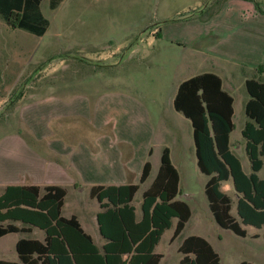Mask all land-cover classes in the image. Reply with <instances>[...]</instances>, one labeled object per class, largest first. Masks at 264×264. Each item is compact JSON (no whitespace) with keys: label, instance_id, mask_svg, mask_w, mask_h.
Here are the masks:
<instances>
[{"label":"rangeland","instance_id":"1","mask_svg":"<svg viewBox=\"0 0 264 264\" xmlns=\"http://www.w3.org/2000/svg\"><path fill=\"white\" fill-rule=\"evenodd\" d=\"M226 1L55 0L51 5V0H42L41 8L50 20L42 35L11 26L0 13V136L15 125L20 90L23 92L27 83H43L45 88L50 81L127 91L145 104L155 125L168 124L172 130L185 135L182 142L185 146L188 144L185 154H181L179 145L173 141L167 140L165 144L172 148L174 163L181 173L177 197L191 205L192 216L177 237L173 238L177 218L164 231L155 249L163 254L159 264H176L183 256L179 246L190 234L207 237L220 253L221 264H237L243 259L264 264V228L243 224L248 233L242 236L222 227L213 216L204 189L209 175L197 164L191 120L174 107L178 84L183 79L203 71L219 73L225 88L235 98L231 146L245 171H251L242 133L248 119L245 104L250 96L245 78L263 79L264 71L241 65L232 69L233 74H228L231 59L208 47L213 35L207 34L211 30L212 9ZM230 2L243 7L260 2L264 6V0ZM211 32L220 33L217 28ZM26 94L34 95L33 92ZM187 138H190L188 143ZM160 141H155V153L151 157L154 169L137 192L136 201L142 198L143 189L158 171L164 146ZM259 173L264 176V168ZM223 188L233 197L232 211L236 214L238 196L232 182H225ZM76 197L77 201L72 202L67 195L63 213L69 215V210L76 208L84 222L95 209L94 202L99 203L85 186L77 188ZM88 231L101 245L100 231ZM21 236L42 239L44 231L9 232L1 236L0 258L19 260L16 241Z\"/></svg>","mask_w":264,"mask_h":264},{"label":"trees","instance_id":"2","mask_svg":"<svg viewBox=\"0 0 264 264\" xmlns=\"http://www.w3.org/2000/svg\"><path fill=\"white\" fill-rule=\"evenodd\" d=\"M41 2L0 0V13L11 26L42 35L50 20ZM54 2L51 0V5ZM257 69L262 71L264 66ZM245 85L250 96L245 104L248 120L242 133L251 160L250 172L245 171L231 146L235 98L223 86L218 73L203 71L182 80L174 97V107L192 123L198 166L209 175L205 193L213 216L222 227L242 236L248 233L243 224L264 228V176L259 173L264 168V78L249 77ZM151 168L147 160L140 182L149 177ZM227 180H232L238 196L236 214L232 211L233 197L222 188V182ZM140 182L91 188V195L102 208L97 215L105 239L101 245L76 215L63 214L65 187L7 185L0 194V237L37 227L44 231V238H19L16 248L20 260L0 258V264H159L163 254L155 249L164 231L177 218L173 238L177 237L192 216L191 205L177 197L181 174L169 146L163 149L158 172L143 192L139 218L135 196ZM179 250L183 256L176 264H221L220 253L203 235L186 236ZM237 264L254 263L243 259Z\"/></svg>","mask_w":264,"mask_h":264},{"label":"crops","instance_id":"3","mask_svg":"<svg viewBox=\"0 0 264 264\" xmlns=\"http://www.w3.org/2000/svg\"><path fill=\"white\" fill-rule=\"evenodd\" d=\"M259 4L262 9L257 5L243 7L227 0L212 9L209 25L211 30L217 28L220 33H212L211 30L207 33L213 34L208 47L231 59L228 74H233L232 69L241 65L264 66V6ZM201 35L205 37L204 33ZM65 83L50 81L45 88L43 83H27L23 92L20 90L15 125L0 136V187L3 193L9 184L63 186L66 188L63 209L67 195L76 202L77 188L88 187L90 196L99 205L94 202L95 209L84 218L87 225L76 208L70 209L66 216L76 215L87 231H100L97 215L102 208L98 199L91 195L93 186L140 182L147 160L152 163L151 173L154 169L151 157L155 153L157 139L164 144L158 169L163 149L170 147L165 144L167 140L178 144L181 154L186 153L188 144H182L186 139L183 132L172 130L168 124H162V127L155 125L145 104L127 91L103 89L100 85L82 88L70 81ZM29 92L34 95L28 96L26 93ZM188 141L190 138L186 143ZM170 150L174 162L171 147ZM151 173L144 182H140L139 190ZM228 181L232 182L223 181L222 188ZM141 199L135 200L139 218L142 215ZM16 223L21 224L20 221ZM36 229L40 228L32 230Z\"/></svg>","mask_w":264,"mask_h":264}]
</instances>
